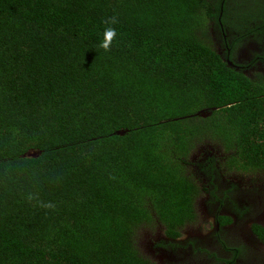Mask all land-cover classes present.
I'll return each instance as SVG.
<instances>
[{
    "label": "trees",
    "instance_id": "1",
    "mask_svg": "<svg viewBox=\"0 0 264 264\" xmlns=\"http://www.w3.org/2000/svg\"><path fill=\"white\" fill-rule=\"evenodd\" d=\"M217 1L0 0V264H140L137 227L189 194L200 109L223 116L197 135L264 170V89L197 37Z\"/></svg>",
    "mask_w": 264,
    "mask_h": 264
},
{
    "label": "flooded vegetation",
    "instance_id": "2",
    "mask_svg": "<svg viewBox=\"0 0 264 264\" xmlns=\"http://www.w3.org/2000/svg\"><path fill=\"white\" fill-rule=\"evenodd\" d=\"M256 8L261 14L254 19L240 15ZM196 33L228 68L264 89V0H222L218 15L214 8ZM207 110L192 113L188 119L194 124L184 128L189 152L185 172L178 175L190 189L173 208L181 212L151 208L137 227L140 264H264V170L241 154L235 138L225 142L197 135V130L217 129L197 123L223 116L214 115L217 108ZM189 199L191 210H186Z\"/></svg>",
    "mask_w": 264,
    "mask_h": 264
},
{
    "label": "clouds",
    "instance_id": "3",
    "mask_svg": "<svg viewBox=\"0 0 264 264\" xmlns=\"http://www.w3.org/2000/svg\"><path fill=\"white\" fill-rule=\"evenodd\" d=\"M107 27H105L103 32V39L100 42L99 47L102 48L105 52H110L112 49L113 42L117 39V29L114 25L119 23V20L116 16L110 17L105 21ZM29 201L36 199L38 202V206L45 209H54L55 205L52 203H45L43 201H39L38 197L30 195L28 197Z\"/></svg>",
    "mask_w": 264,
    "mask_h": 264
},
{
    "label": "water",
    "instance_id": "4",
    "mask_svg": "<svg viewBox=\"0 0 264 264\" xmlns=\"http://www.w3.org/2000/svg\"><path fill=\"white\" fill-rule=\"evenodd\" d=\"M215 109H211V111H213V110L215 111ZM207 111H209V110H207ZM118 134L119 135L124 134V131H120ZM28 156L29 157H35V156H37V153L33 152V153H30Z\"/></svg>",
    "mask_w": 264,
    "mask_h": 264
},
{
    "label": "rangeland",
    "instance_id": "5",
    "mask_svg": "<svg viewBox=\"0 0 264 264\" xmlns=\"http://www.w3.org/2000/svg\"><path fill=\"white\" fill-rule=\"evenodd\" d=\"M209 133H210V131H209ZM214 137H216V135ZM206 138H212V136H207Z\"/></svg>",
    "mask_w": 264,
    "mask_h": 264
}]
</instances>
